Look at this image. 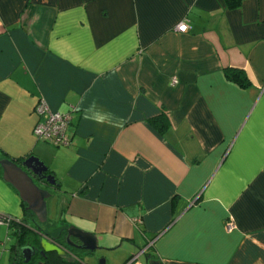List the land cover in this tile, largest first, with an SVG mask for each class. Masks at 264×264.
<instances>
[{
    "label": "crops",
    "instance_id": "0c3cea01",
    "mask_svg": "<svg viewBox=\"0 0 264 264\" xmlns=\"http://www.w3.org/2000/svg\"><path fill=\"white\" fill-rule=\"evenodd\" d=\"M39 100L69 144L34 137ZM29 155L55 181L49 231L93 234L90 261L264 264V0H0V159ZM20 202L0 168V213Z\"/></svg>",
    "mask_w": 264,
    "mask_h": 264
},
{
    "label": "water",
    "instance_id": "95a60500",
    "mask_svg": "<svg viewBox=\"0 0 264 264\" xmlns=\"http://www.w3.org/2000/svg\"><path fill=\"white\" fill-rule=\"evenodd\" d=\"M0 168L3 181L14 188L20 201L24 203V210L28 211L38 223L45 222L47 220L46 199L51 196V193L46 188L39 187L34 178L36 177L48 185H53L55 181L50 174H45L47 169L44 164L37 157L29 155L18 162L1 158ZM63 230L66 244L89 253L98 248L93 234L79 230L72 225ZM39 246L40 254L51 251L58 255L65 253L61 246L44 233H41ZM20 251L24 262L28 261L34 252L30 246H23Z\"/></svg>",
    "mask_w": 264,
    "mask_h": 264
},
{
    "label": "trees",
    "instance_id": "16d2710c",
    "mask_svg": "<svg viewBox=\"0 0 264 264\" xmlns=\"http://www.w3.org/2000/svg\"><path fill=\"white\" fill-rule=\"evenodd\" d=\"M228 8L236 7L240 0H223ZM225 76L237 83L239 86H246L249 84L248 79L243 71L234 67H226L224 69ZM19 158H14L13 161H19ZM50 187V185H48ZM23 210V216L15 217L13 215L1 213L4 218V223L8 235L13 237V243L10 244V254L8 264H84L80 258L79 250L71 245L66 244L63 235V229H56L54 232L43 230L35 218L26 210H24V203L20 202ZM30 217L27 220V217ZM53 230V229H52ZM41 233L52 239L55 243L61 246L65 253L58 255L55 252H45L40 254L39 239ZM62 238V239H61ZM12 240V238H11ZM30 246L34 252L28 261L24 262L21 256V247Z\"/></svg>",
    "mask_w": 264,
    "mask_h": 264
},
{
    "label": "built area",
    "instance_id": "2783aa9c",
    "mask_svg": "<svg viewBox=\"0 0 264 264\" xmlns=\"http://www.w3.org/2000/svg\"><path fill=\"white\" fill-rule=\"evenodd\" d=\"M189 28L187 19L179 21L175 29L185 32ZM37 115L32 127V133L36 139L42 140L54 146L66 145L70 143V136L67 127L70 121V114L50 109L47 104L39 100L34 106ZM4 218L0 213V223H4ZM234 224L228 221L226 229L231 230Z\"/></svg>",
    "mask_w": 264,
    "mask_h": 264
},
{
    "label": "rangeland",
    "instance_id": "374dc122",
    "mask_svg": "<svg viewBox=\"0 0 264 264\" xmlns=\"http://www.w3.org/2000/svg\"><path fill=\"white\" fill-rule=\"evenodd\" d=\"M49 188V192L51 193V196L46 199V210H47V220L43 223H38L40 225V227L43 229V230H46V231H49V224L50 222H53V216L55 214L56 211L52 210V202L50 201V198L52 199V196H53V192H55L54 188L52 186L48 187ZM30 217L28 216L27 217V220H29ZM0 227H2L0 229V232H1V235L4 236L3 234V231H4V227L0 225ZM50 232V231H49ZM12 240L10 242V244L13 243V237H11ZM102 254H106V253H94V256H92V260H88L85 256L83 257L82 255H80L81 258H84L85 259V263L86 264H101L102 261H104V256H102ZM6 264V263H5Z\"/></svg>",
    "mask_w": 264,
    "mask_h": 264
},
{
    "label": "clouds",
    "instance_id": "9594fccd",
    "mask_svg": "<svg viewBox=\"0 0 264 264\" xmlns=\"http://www.w3.org/2000/svg\"><path fill=\"white\" fill-rule=\"evenodd\" d=\"M94 107H95V105H93V108ZM89 118H92V119L96 120V122H98V123H105V122H107L109 124H113V120L115 119V118H113L111 116V114H107L105 116L93 115V116H91ZM122 123H123V118H118V120L116 121V124H114V126H119Z\"/></svg>",
    "mask_w": 264,
    "mask_h": 264
},
{
    "label": "flooded vegetation",
    "instance_id": "af4514ba",
    "mask_svg": "<svg viewBox=\"0 0 264 264\" xmlns=\"http://www.w3.org/2000/svg\"><path fill=\"white\" fill-rule=\"evenodd\" d=\"M34 181L39 187L48 189V184L45 183L44 181L38 180L36 177L34 178ZM64 236L65 235H63L62 238H64Z\"/></svg>",
    "mask_w": 264,
    "mask_h": 264
}]
</instances>
